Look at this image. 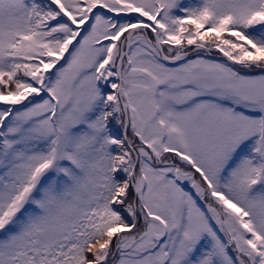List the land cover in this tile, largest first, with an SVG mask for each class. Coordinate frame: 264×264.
Here are the masks:
<instances>
[{
    "label": "snow or ice",
    "instance_id": "obj_1",
    "mask_svg": "<svg viewBox=\"0 0 264 264\" xmlns=\"http://www.w3.org/2000/svg\"><path fill=\"white\" fill-rule=\"evenodd\" d=\"M0 264H264V0H0Z\"/></svg>",
    "mask_w": 264,
    "mask_h": 264
}]
</instances>
